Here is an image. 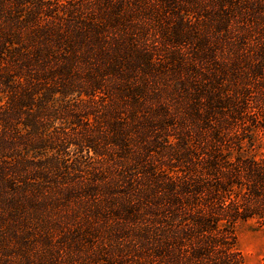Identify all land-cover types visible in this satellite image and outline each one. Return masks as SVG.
<instances>
[{"label":"trees","instance_id":"trees-1","mask_svg":"<svg viewBox=\"0 0 264 264\" xmlns=\"http://www.w3.org/2000/svg\"><path fill=\"white\" fill-rule=\"evenodd\" d=\"M264 219V0H0V264H244Z\"/></svg>","mask_w":264,"mask_h":264},{"label":"rangeland","instance_id":"rangeland-1","mask_svg":"<svg viewBox=\"0 0 264 264\" xmlns=\"http://www.w3.org/2000/svg\"><path fill=\"white\" fill-rule=\"evenodd\" d=\"M237 246L244 264H264V219H249L236 226Z\"/></svg>","mask_w":264,"mask_h":264}]
</instances>
